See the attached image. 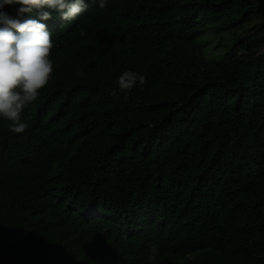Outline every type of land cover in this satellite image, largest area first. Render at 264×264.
I'll use <instances>...</instances> for the list:
<instances>
[{
    "label": "trees",
    "instance_id": "obj_1",
    "mask_svg": "<svg viewBox=\"0 0 264 264\" xmlns=\"http://www.w3.org/2000/svg\"><path fill=\"white\" fill-rule=\"evenodd\" d=\"M85 2L42 21L28 128L0 118V264H264V0Z\"/></svg>",
    "mask_w": 264,
    "mask_h": 264
},
{
    "label": "clouds",
    "instance_id": "obj_2",
    "mask_svg": "<svg viewBox=\"0 0 264 264\" xmlns=\"http://www.w3.org/2000/svg\"><path fill=\"white\" fill-rule=\"evenodd\" d=\"M5 5L17 6L15 16L2 10ZM106 5L107 0H98L99 8ZM88 8L85 0H0V118L11 122V132L23 133L28 128L21 113L37 99L53 73L52 36L42 21L52 19L49 10H55L63 21L71 22ZM34 10V17L25 18ZM137 82L142 86L145 77L131 70L117 78L119 91L125 93ZM151 251L155 256L157 249Z\"/></svg>",
    "mask_w": 264,
    "mask_h": 264
},
{
    "label": "rangeland",
    "instance_id": "obj_3",
    "mask_svg": "<svg viewBox=\"0 0 264 264\" xmlns=\"http://www.w3.org/2000/svg\"><path fill=\"white\" fill-rule=\"evenodd\" d=\"M235 37V34L231 32H221L219 34H216L215 36H210L207 39L205 56L212 59H217L229 48V46H232L234 44V41L236 40ZM225 38L226 40H223ZM221 40H223L224 42Z\"/></svg>",
    "mask_w": 264,
    "mask_h": 264
},
{
    "label": "water",
    "instance_id": "obj_4",
    "mask_svg": "<svg viewBox=\"0 0 264 264\" xmlns=\"http://www.w3.org/2000/svg\"><path fill=\"white\" fill-rule=\"evenodd\" d=\"M262 26H264V22H263L259 27H262ZM239 41H240V39L237 40V43H238ZM231 49H232V50L234 49V45L231 46ZM263 49H264V46L258 48L257 50H254L253 52H255V53H259V52H261Z\"/></svg>",
    "mask_w": 264,
    "mask_h": 264
}]
</instances>
